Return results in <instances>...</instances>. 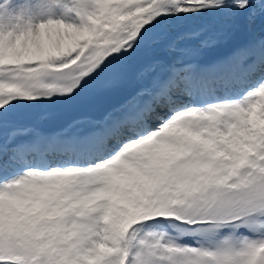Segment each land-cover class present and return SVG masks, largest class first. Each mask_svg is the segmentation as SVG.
<instances>
[{
    "label": "snow or ice",
    "instance_id": "snow-or-ice-1",
    "mask_svg": "<svg viewBox=\"0 0 264 264\" xmlns=\"http://www.w3.org/2000/svg\"><path fill=\"white\" fill-rule=\"evenodd\" d=\"M0 264H264V0H0Z\"/></svg>",
    "mask_w": 264,
    "mask_h": 264
}]
</instances>
